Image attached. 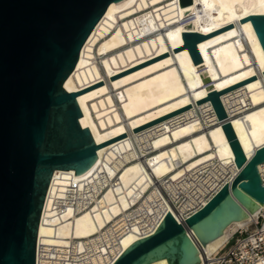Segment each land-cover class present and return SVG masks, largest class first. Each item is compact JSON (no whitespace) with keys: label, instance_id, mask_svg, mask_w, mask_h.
I'll list each match as a JSON object with an SVG mask.
<instances>
[{"label":"bare ground","instance_id":"obj_1","mask_svg":"<svg viewBox=\"0 0 264 264\" xmlns=\"http://www.w3.org/2000/svg\"><path fill=\"white\" fill-rule=\"evenodd\" d=\"M257 13H264V0L111 2L64 82L68 91H79L81 125L102 143L206 96L195 62L180 47L182 32L206 34ZM197 46L215 89L264 70V51L249 19L203 38ZM245 97L254 107L237 113L236 101ZM221 100L250 156L264 144V75L223 92ZM237 170L221 122L204 100L100 146L93 164L80 174L55 169L38 241L49 250L47 258L55 247L81 250L86 242L95 244L94 235L113 222L107 231L114 229L120 252L152 233L165 212L180 219L188 208L205 203L204 196L229 182ZM69 193L88 198L71 206ZM59 201L66 203L61 209ZM263 207L231 222L205 246L196 244L199 263L235 232L250 227ZM103 260L97 255L91 264ZM148 264L168 262L163 258Z\"/></svg>","mask_w":264,"mask_h":264},{"label":"water","instance_id":"obj_2","mask_svg":"<svg viewBox=\"0 0 264 264\" xmlns=\"http://www.w3.org/2000/svg\"><path fill=\"white\" fill-rule=\"evenodd\" d=\"M119 0H0V264H35L41 213L55 169L87 170L97 149L209 100L229 141L238 172L200 209L179 222L167 211L156 229L135 240L111 264H198L199 249L234 220L264 203L259 165L264 144L247 156L221 100L229 89L264 75L261 70L220 90L202 61L198 42L249 19L264 51V13L209 33L182 32L208 94L102 143L80 123L79 91L64 82L109 4ZM202 247V246H201Z\"/></svg>","mask_w":264,"mask_h":264},{"label":"built area","instance_id":"obj_3","mask_svg":"<svg viewBox=\"0 0 264 264\" xmlns=\"http://www.w3.org/2000/svg\"><path fill=\"white\" fill-rule=\"evenodd\" d=\"M237 113L248 111L254 107L250 98L245 97L244 100L236 101ZM237 111V110H236ZM212 113V112H211ZM155 152L151 150L150 153ZM262 181L264 183V163L262 165V170H259ZM238 172V170H237ZM236 172V174H237ZM235 174V175H236ZM233 176V178L235 177ZM233 178L230 180L232 181ZM228 183L222 182L219 186L213 188L208 194L204 196L206 202L201 205L197 204L188 208L183 215L180 214V219H178L172 212L173 216L177 221L182 222L193 212L200 209L207 201L225 184ZM163 194L167 197L168 190L162 187ZM102 190L98 193V195ZM88 195L83 196H74L72 193L68 195V202L71 206H77V202L80 200L84 201ZM47 197V196H46ZM46 200V199H45ZM93 201L88 202L84 206L91 205ZM45 204V203H44ZM66 203L60 201L57 203L58 208H62ZM44 209V208H43ZM176 210V207H175ZM43 212V211H42ZM166 213V212H165ZM164 213V215H165ZM163 215V217H164ZM42 218V213H41ZM40 218V222H41ZM113 223V222H112ZM112 223L105 226L101 233H96L95 244L85 243V247L81 250L74 248L73 246H66L65 249H60L55 247L51 252L52 255L47 258V252L49 251L45 244L38 241L39 233L36 243V255H35V264H91L95 256L101 255L104 260L100 264H111L113 260L122 252L118 251V245L113 230H108ZM40 225V224H39ZM107 231V232H106ZM60 247V246H58ZM100 248V250H98ZM199 264H264V207L260 209L257 214V218L252 222V227H249L244 230H238L235 232L220 248H218L214 253L210 255L205 254V258L201 260Z\"/></svg>","mask_w":264,"mask_h":264},{"label":"rangeland","instance_id":"obj_4","mask_svg":"<svg viewBox=\"0 0 264 264\" xmlns=\"http://www.w3.org/2000/svg\"><path fill=\"white\" fill-rule=\"evenodd\" d=\"M250 227H252V223H251ZM248 228H249V227H248Z\"/></svg>","mask_w":264,"mask_h":264}]
</instances>
